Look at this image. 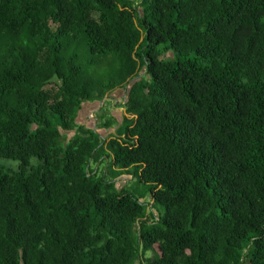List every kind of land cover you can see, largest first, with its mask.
I'll use <instances>...</instances> for the list:
<instances>
[{
  "label": "trees",
  "instance_id": "trees-1",
  "mask_svg": "<svg viewBox=\"0 0 264 264\" xmlns=\"http://www.w3.org/2000/svg\"><path fill=\"white\" fill-rule=\"evenodd\" d=\"M0 264H264V0H0Z\"/></svg>",
  "mask_w": 264,
  "mask_h": 264
},
{
  "label": "rangeland",
  "instance_id": "rangeland-1",
  "mask_svg": "<svg viewBox=\"0 0 264 264\" xmlns=\"http://www.w3.org/2000/svg\"><path fill=\"white\" fill-rule=\"evenodd\" d=\"M139 0H135V2H137ZM52 86V85H51ZM49 86V87H51ZM118 91V90H117ZM119 94V93H118ZM117 93H115V97L119 96ZM120 101V100H118ZM103 102V101H102ZM101 103V102H100ZM111 103L108 107H106V105H102L104 106L105 108H107L108 110L105 111V113H107V111L109 112H115L114 116L117 120H120L122 121V119L124 117H129L127 115H125V112L126 110L123 108V105L121 104H118V102H109ZM92 106H89L86 108L85 112H81V115L79 116L78 118V123L79 124H83V121L86 123V128H89V129H96L98 133H100V135H102L103 137H107L108 135V132L105 130V129H101V127H99V124H101V122H99L101 120L102 117L99 118V102H94V103H91ZM121 112H118L120 111ZM123 111V112H122ZM94 112V113H93ZM87 113H91L90 115H88L87 117ZM103 113V112H102ZM101 113V114H102ZM94 114H96V118H92V116H94ZM100 114V115H101ZM110 132L112 134L115 133L114 130H110ZM111 133H109V135H111ZM73 136V134L71 135L70 134V137ZM110 137V136H108ZM105 169H107V167H105ZM108 172V171H107ZM131 177H128V176H125L123 178H121L119 180V184H118V188L121 189V188H125L127 185H128V181H130ZM130 191L133 190V186L132 184H130L129 188H128ZM152 205V203H151ZM151 206L149 207V209L151 210ZM138 230V228H137Z\"/></svg>",
  "mask_w": 264,
  "mask_h": 264
},
{
  "label": "crops",
  "instance_id": "crops-1",
  "mask_svg": "<svg viewBox=\"0 0 264 264\" xmlns=\"http://www.w3.org/2000/svg\"><path fill=\"white\" fill-rule=\"evenodd\" d=\"M115 93H119L118 95L119 96H117V97H115ZM113 95H112V97H110V98H106L103 102H99V118L100 117H104V116H106L107 114H110L111 115V117H114L115 118V116H114V114H115V112H108L107 111V113H105V111L106 110H108L107 108H105L104 106H102V105H106V107H108L111 103H109V102H118V104H121V105H123V108H124V104H125V100H126V95H127V93H126V91L125 90H123V89H121V90H118V91H116ZM118 100H120V101H118ZM89 106H92V104L91 103H86L85 105H84V108H83V110H82V113L83 112H85V110H86V108L87 107H89ZM103 112V113H102ZM118 112H121V110L120 111H118ZM123 112V111H122ZM94 113V112H93ZM102 113V114H101ZM91 114V113H90ZM89 113H87V117H88V115H90ZM101 114V115H100ZM81 115V113L79 114V116ZM89 118V117H88ZM92 118H96V114H94V116H92L91 117V119ZM101 118V119H102ZM116 119V118H115ZM119 123H122L123 122V119H122V121H120V120H117ZM100 122V121H99ZM83 124H85L86 125V123L83 121ZM100 125V124H99Z\"/></svg>",
  "mask_w": 264,
  "mask_h": 264
}]
</instances>
